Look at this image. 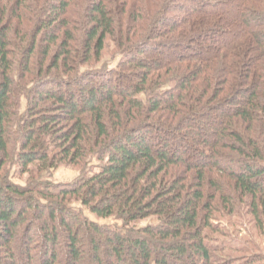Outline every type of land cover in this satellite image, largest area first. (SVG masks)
Segmentation results:
<instances>
[{"label":"trees","instance_id":"obj_1","mask_svg":"<svg viewBox=\"0 0 264 264\" xmlns=\"http://www.w3.org/2000/svg\"><path fill=\"white\" fill-rule=\"evenodd\" d=\"M0 264H264V0H0Z\"/></svg>","mask_w":264,"mask_h":264},{"label":"rangeland","instance_id":"obj_2","mask_svg":"<svg viewBox=\"0 0 264 264\" xmlns=\"http://www.w3.org/2000/svg\"><path fill=\"white\" fill-rule=\"evenodd\" d=\"M156 58V55L151 56L150 59L153 60ZM158 58V56H157ZM106 59H104L105 61ZM115 65V63H113V66ZM136 78V77H135ZM134 77L132 80H136ZM97 82V79L93 80V83ZM96 84V83H95ZM113 85V84H112ZM80 87L79 84L73 85V88H78ZM196 135L195 131H191L186 137L182 138V140L184 141V143L187 145L189 143H193V137ZM191 143V144H192ZM93 164V163H91ZM79 176V170L77 168H73V167H61L58 168L56 171L52 172V176L51 179L53 180V183L57 184H67L70 183L72 181H74L77 177ZM16 181V180H15ZM18 183L21 184L20 181L17 180ZM84 214L91 219L93 222H96L100 225H107V226H113L116 222L113 219H96L94 216L90 215L87 211L84 212ZM37 228L39 229L41 227V223L36 224ZM35 233V232H34Z\"/></svg>","mask_w":264,"mask_h":264}]
</instances>
